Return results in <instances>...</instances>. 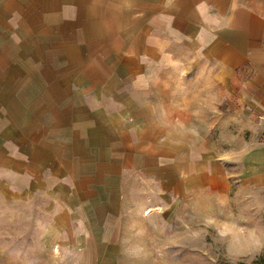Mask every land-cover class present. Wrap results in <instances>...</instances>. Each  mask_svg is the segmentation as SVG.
Segmentation results:
<instances>
[{"label":"crops","instance_id":"0c3cea01","mask_svg":"<svg viewBox=\"0 0 264 264\" xmlns=\"http://www.w3.org/2000/svg\"><path fill=\"white\" fill-rule=\"evenodd\" d=\"M197 76L253 123L210 176L224 197L232 168L250 210L264 194V0H0V197L78 221L72 240L42 245L66 264H114L102 253L125 171L196 169L208 188V157L177 148L166 103Z\"/></svg>","mask_w":264,"mask_h":264},{"label":"rangeland","instance_id":"374dc122","mask_svg":"<svg viewBox=\"0 0 264 264\" xmlns=\"http://www.w3.org/2000/svg\"><path fill=\"white\" fill-rule=\"evenodd\" d=\"M181 85L185 89L166 102L174 113L171 127L178 149L191 148L194 156L201 151L208 157V188L199 182L196 169L175 177L168 166L156 177L125 171L115 189L112 211L117 217L106 224L111 236L102 259L114 264H264V194L253 193L256 203L249 210L242 203L246 191L234 196L232 168L231 187L224 197L210 177L214 159L221 157L229 164L248 146L253 123L247 109H239L212 78L189 77ZM254 124L260 128L258 121ZM258 143L264 147L259 139ZM58 206L42 210L40 204L26 207L22 201L0 197V264H66L65 251L57 258L42 246L74 238L78 221L58 218ZM93 208V214L103 211Z\"/></svg>","mask_w":264,"mask_h":264},{"label":"built area","instance_id":"2783aa9c","mask_svg":"<svg viewBox=\"0 0 264 264\" xmlns=\"http://www.w3.org/2000/svg\"><path fill=\"white\" fill-rule=\"evenodd\" d=\"M259 119L263 121L264 123V111H262L259 115H258ZM258 139L263 142L264 144V124L262 126L261 132L259 133Z\"/></svg>","mask_w":264,"mask_h":264}]
</instances>
